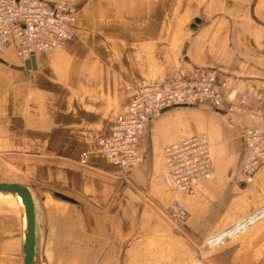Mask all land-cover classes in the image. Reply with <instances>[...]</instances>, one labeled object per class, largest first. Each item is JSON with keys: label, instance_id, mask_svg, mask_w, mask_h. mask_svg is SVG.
Listing matches in <instances>:
<instances>
[{"label": "crops", "instance_id": "crops-1", "mask_svg": "<svg viewBox=\"0 0 264 264\" xmlns=\"http://www.w3.org/2000/svg\"><path fill=\"white\" fill-rule=\"evenodd\" d=\"M75 27L31 63L16 43L0 50V181L32 190L37 264H264V162L253 181L240 179L256 117L175 104L149 121L135 168L94 150L132 85L182 65L188 77L215 67L239 90V107L264 113V0L80 1ZM196 132L209 138L214 174L187 194L164 147ZM175 199L188 212L181 229ZM21 201L0 191V264H25Z\"/></svg>", "mask_w": 264, "mask_h": 264}, {"label": "built area", "instance_id": "built-area-1", "mask_svg": "<svg viewBox=\"0 0 264 264\" xmlns=\"http://www.w3.org/2000/svg\"><path fill=\"white\" fill-rule=\"evenodd\" d=\"M80 1L90 0H0V50L16 43L26 59L40 51H50L75 37L77 9ZM228 90L231 102L224 101ZM250 91L240 92L245 98ZM239 90L227 78L220 79L215 67H201L194 76H187L182 65L164 80H153L131 86L128 100L121 106L109 130L94 144V150L106 160L126 170L138 166L144 157L140 141L149 121L166 107L175 104L206 102L214 107L228 105L240 113L256 117L258 122L246 126L244 139L247 154L240 168V179L252 181L264 162V113L244 110L236 103ZM165 161L171 181L183 193H191L195 185L214 174L210 142L206 133L196 132L164 147ZM87 163V157L81 158ZM175 226L185 224L188 212L182 200L170 206Z\"/></svg>", "mask_w": 264, "mask_h": 264}, {"label": "water", "instance_id": "water-1", "mask_svg": "<svg viewBox=\"0 0 264 264\" xmlns=\"http://www.w3.org/2000/svg\"><path fill=\"white\" fill-rule=\"evenodd\" d=\"M33 57V56H32ZM29 58L31 63L33 58ZM0 191L11 192L18 195L25 207L26 227L25 240L23 244L24 263L37 264L36 261V203L30 187L19 182L0 181ZM67 197L66 195H62ZM69 198V197H67Z\"/></svg>", "mask_w": 264, "mask_h": 264}, {"label": "rangeland", "instance_id": "rangeland-1", "mask_svg": "<svg viewBox=\"0 0 264 264\" xmlns=\"http://www.w3.org/2000/svg\"><path fill=\"white\" fill-rule=\"evenodd\" d=\"M90 1H91V0H90ZM254 178H255V177H254ZM253 180H254V179H253ZM253 180H252V181H253ZM249 182H251V181H247V183H249Z\"/></svg>", "mask_w": 264, "mask_h": 264}, {"label": "bare ground", "instance_id": "bare-ground-1", "mask_svg": "<svg viewBox=\"0 0 264 264\" xmlns=\"http://www.w3.org/2000/svg\"><path fill=\"white\" fill-rule=\"evenodd\" d=\"M22 202V201H21Z\"/></svg>", "mask_w": 264, "mask_h": 264}]
</instances>
